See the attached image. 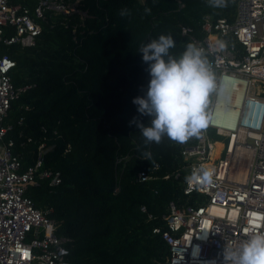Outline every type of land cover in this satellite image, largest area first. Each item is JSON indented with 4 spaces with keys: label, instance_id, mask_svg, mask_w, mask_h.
Listing matches in <instances>:
<instances>
[{
    "label": "trees",
    "instance_id": "1",
    "mask_svg": "<svg viewBox=\"0 0 264 264\" xmlns=\"http://www.w3.org/2000/svg\"><path fill=\"white\" fill-rule=\"evenodd\" d=\"M37 1L11 3L34 7ZM66 1L76 2L78 11H46L34 46L2 49L16 62L13 83L30 86L8 117L14 133L30 137L22 149L25 163L35 159L39 145L52 146L44 166L61 175L58 186H31L27 194L37 208H52L48 216L56 233L68 238L71 264H160L168 246L153 230L165 229L168 203L199 206L205 196L183 192L182 143L165 136L160 144L145 146L139 129L130 126L139 116L132 101L150 80L139 48L170 35L175 41L170 54L179 57L191 37L203 38L204 20H232L236 5L231 0L223 8L208 0ZM124 8L130 15L121 17ZM185 143L194 144L195 137ZM143 151L151 152L154 164ZM139 171L150 178L137 182Z\"/></svg>",
    "mask_w": 264,
    "mask_h": 264
},
{
    "label": "built area",
    "instance_id": "2",
    "mask_svg": "<svg viewBox=\"0 0 264 264\" xmlns=\"http://www.w3.org/2000/svg\"><path fill=\"white\" fill-rule=\"evenodd\" d=\"M231 1L236 5L232 20L206 19L201 24L203 38L191 37L209 56L217 91L206 110L207 127L195 136L194 144H181L183 169L188 176L193 167L204 165L212 170L213 179L201 186L184 182V194L204 195L203 204L168 203L162 216L165 229L153 230L168 246L160 264H223L226 244L235 247L264 233V0ZM48 10L78 11L76 2L66 0H38L34 7L0 0V264H71L68 238L56 233V223L48 216L52 208H37L27 194L31 186H58L61 175L44 166L45 152L52 146L39 145L35 159L25 163L22 149L30 137L21 130L14 133L8 117L30 86L13 83L16 62L2 53L13 45L34 46ZM189 32L181 28L183 35ZM218 42L224 43L222 50H217ZM222 85L230 92L241 89L239 115L232 125L215 118ZM22 121L23 117L17 123ZM210 129L227 138L218 151ZM149 178L139 171L135 180ZM140 209L146 212L144 206Z\"/></svg>",
    "mask_w": 264,
    "mask_h": 264
},
{
    "label": "clouds",
    "instance_id": "3",
    "mask_svg": "<svg viewBox=\"0 0 264 264\" xmlns=\"http://www.w3.org/2000/svg\"><path fill=\"white\" fill-rule=\"evenodd\" d=\"M210 6L223 8L227 0H208ZM150 9H145L150 14ZM121 17L130 15L127 8L119 12ZM175 41L170 35H160L148 43H142L139 53L147 65L150 80L143 95L132 103L139 116L133 117L130 126H136L144 138L145 146L160 144L163 137L184 143L200 134L207 127V108L210 96L217 91V82L205 50L189 43L179 56L170 54ZM225 47L218 42L217 50ZM142 117L149 118L146 124ZM145 160L152 161L150 151H143ZM213 172L204 165L193 167L185 177L189 186L207 185ZM223 264H264V233L254 234L235 247L225 245Z\"/></svg>",
    "mask_w": 264,
    "mask_h": 264
},
{
    "label": "bare ground",
    "instance_id": "4",
    "mask_svg": "<svg viewBox=\"0 0 264 264\" xmlns=\"http://www.w3.org/2000/svg\"><path fill=\"white\" fill-rule=\"evenodd\" d=\"M241 99V89L236 87L234 91L230 92L228 85H222L216 102V119H220L227 124L232 125L239 115V104ZM232 104L227 106V102ZM221 144H217L216 150L218 151Z\"/></svg>",
    "mask_w": 264,
    "mask_h": 264
},
{
    "label": "rangeland",
    "instance_id": "5",
    "mask_svg": "<svg viewBox=\"0 0 264 264\" xmlns=\"http://www.w3.org/2000/svg\"><path fill=\"white\" fill-rule=\"evenodd\" d=\"M211 140L214 141V142H216V144L224 143L223 136H221V137H215V136L212 137L211 136Z\"/></svg>",
    "mask_w": 264,
    "mask_h": 264
}]
</instances>
